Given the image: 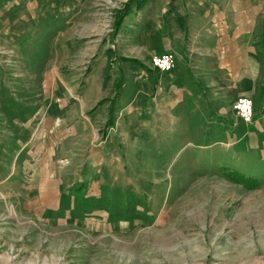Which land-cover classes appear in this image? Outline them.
<instances>
[{
  "label": "rangeland",
  "instance_id": "obj_1",
  "mask_svg": "<svg viewBox=\"0 0 264 264\" xmlns=\"http://www.w3.org/2000/svg\"><path fill=\"white\" fill-rule=\"evenodd\" d=\"M142 1L0 0V264H264V177L225 166L231 122L162 108L140 29L172 0Z\"/></svg>",
  "mask_w": 264,
  "mask_h": 264
},
{
  "label": "crops",
  "instance_id": "obj_2",
  "mask_svg": "<svg viewBox=\"0 0 264 264\" xmlns=\"http://www.w3.org/2000/svg\"><path fill=\"white\" fill-rule=\"evenodd\" d=\"M140 35L141 42L147 44L143 49L149 50V54H143L146 57L164 51H171L176 57L175 67L170 72H160L150 65L160 74L150 88L156 91L162 108L167 103L185 106L194 102L198 103L200 112L209 111L211 121L216 122L215 117L220 120L218 123L231 122L235 143L222 148L226 151L223 153L227 160L225 166L245 177L262 179L264 0H229L222 4L207 0H172L168 13L161 10L146 19ZM147 61L150 64V59ZM138 62L146 64L142 60ZM102 63L104 69L106 62ZM136 64L133 61L128 65V75L140 73L136 79L135 101L146 97L144 84L148 78L142 73L141 65ZM152 74L156 73L150 71ZM129 84L132 80L125 85L130 86L126 93L131 90ZM99 85L103 84L97 87ZM240 96L250 97L254 104V117L249 124L237 118L231 120L234 119L231 104ZM217 127L214 125L213 129L222 130Z\"/></svg>",
  "mask_w": 264,
  "mask_h": 264
},
{
  "label": "built area",
  "instance_id": "obj_3",
  "mask_svg": "<svg viewBox=\"0 0 264 264\" xmlns=\"http://www.w3.org/2000/svg\"><path fill=\"white\" fill-rule=\"evenodd\" d=\"M176 57L171 51L154 54L150 58L152 68L160 72H170L175 67ZM231 109L243 124H249L254 117V104L250 97L240 96L231 104Z\"/></svg>",
  "mask_w": 264,
  "mask_h": 264
},
{
  "label": "trees",
  "instance_id": "obj_4",
  "mask_svg": "<svg viewBox=\"0 0 264 264\" xmlns=\"http://www.w3.org/2000/svg\"><path fill=\"white\" fill-rule=\"evenodd\" d=\"M145 4H147V0H143L142 2H140L139 5H138V7H139L138 9H142ZM235 175H236V181H239V182L243 183L245 186H246L245 181L246 182H251V180H252L251 178L243 176L239 172H236ZM247 187L251 188V186H248V185H247Z\"/></svg>",
  "mask_w": 264,
  "mask_h": 264
}]
</instances>
